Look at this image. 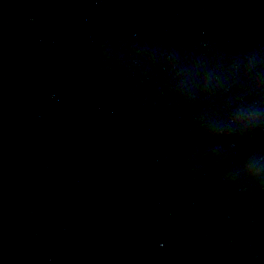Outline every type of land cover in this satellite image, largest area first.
<instances>
[{"label":"water","instance_id":"water-1","mask_svg":"<svg viewBox=\"0 0 264 264\" xmlns=\"http://www.w3.org/2000/svg\"><path fill=\"white\" fill-rule=\"evenodd\" d=\"M0 264H264V0H0Z\"/></svg>","mask_w":264,"mask_h":264}]
</instances>
